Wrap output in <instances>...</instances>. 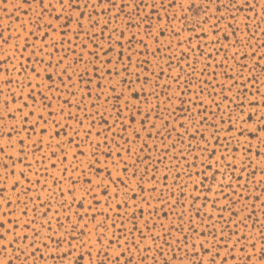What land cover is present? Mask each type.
Masks as SVG:
<instances>
[{
    "label": "rangeland",
    "instance_id": "obj_1",
    "mask_svg": "<svg viewBox=\"0 0 264 264\" xmlns=\"http://www.w3.org/2000/svg\"><path fill=\"white\" fill-rule=\"evenodd\" d=\"M47 2V0H46ZM53 4H55V0H52ZM95 2V0H93ZM136 3L140 4L142 9L141 16L137 17L135 15V8L133 7H125L124 11L119 14V19L112 20L109 28L106 29L103 34L100 33V27L103 26L105 20L109 19V16L115 14L119 11L120 4H128L133 5V0H114V3L117 5L116 8L111 10V13L104 14L103 8H98L96 11L101 13L99 16H95L94 19H98L100 24L97 28L93 29V31L97 34L96 43H99L104 50H107L109 47V43L113 45L114 50L109 52L107 56H104L103 51L100 52L101 60L105 63L108 59L112 60V64H108L107 67L112 69L114 65H117V60L119 59L116 56V52L121 51L119 45L116 44V37L119 36L120 31H123L124 35L120 39V43L124 45V61L126 62V58L129 51L128 41L135 36V39H132V43L130 46V50L134 53L132 56V60L134 62L132 68L134 70L140 71L142 75H147L151 79L156 80V77L152 76L153 73H159L160 69L163 68L165 70V75L160 76L157 81L158 84L163 85L165 83L171 84L172 87L168 90V95L179 94L180 98H174L171 104H165L164 107L168 109L167 111H161L159 115L164 117H169V129L168 131H164L162 128L163 121L156 119L157 113H152L149 120L147 121L146 126L150 131L153 132V136L151 139L147 138V133L143 130L140 131V136L144 138L143 140L137 139L135 144L131 145L134 149L139 148V146L146 142L148 147L144 152H138L139 157L143 160V163L139 164L138 175L136 177H132L129 181V188L134 189L135 192H139V188L137 187V182L140 179V175H143L144 170L147 169L149 173V177L151 175L156 176V180L148 182V178L146 177L143 186L146 189H151L153 186L157 188L156 193H152V197L150 199V204L152 207H148L147 204L142 203L139 196H137L136 200H128L127 207H121L120 209L116 208V205L120 203L121 199H127L124 196V191L121 188L119 190L120 195L117 199L111 201V208L108 209L107 215L111 216L112 219H108L105 221L107 225H112L113 220L116 222V227L113 229L112 227H108L106 231H104V236L113 241H116L118 237L122 235H128L129 230L131 229V235L129 236V247L130 251L126 250L124 247L123 239H120L118 243L113 242L110 247H108V241L105 239L104 247L107 249L109 255L112 253L123 252L125 253L120 258V264H127L128 260L131 259L132 264H140L141 256H146L147 259L144 260V264H154L153 256L157 255L156 246L153 244L152 240L145 239L143 243L140 244L141 248H144L146 245L151 247V251L149 252H137L136 248H131L132 240H140V232L135 231L133 225L140 228L144 237L156 236V234H160L164 236V240H160L157 238L156 243L161 245L162 250L166 253L165 256H160L157 264H163L165 258L169 259V264H181V260H183V264H197L198 260L203 259L204 264H208L210 256L201 252L199 249V245L201 243H205L207 245H212L213 254L216 251L220 252V256L216 258V264H223L222 258L227 256V264H247L246 259L244 258L245 254L252 251L249 247V241L241 240L240 244H237L234 249H232V245L235 243L237 236L232 235V233H237L241 237H248L251 235V242L256 244L257 250L260 249L261 244L264 243V240L260 237L261 223L264 222V158L255 156V150L257 146L264 148V144H260V141L253 139L251 137L240 136L239 132L236 131L235 135L238 139L232 138L231 134L228 133V123L227 116L225 115L224 123L219 132L221 138V144H217L216 141L212 138L211 134L214 129L209 125L212 123L219 124L220 115H224L228 108L234 110V115H238L240 113V109L236 108V103L243 101V116L246 118L249 113H254L253 121L245 124V128H250L255 126V122L257 121V116L255 113L264 112V59H261L264 56V0H248L250 4L255 5V12L249 11L247 8L244 11L239 13H234L237 16V19L233 21L231 16H229L228 12L225 10H221L219 15L225 16L227 19L221 23V31L219 33V43L214 44L213 41L217 39L216 36L213 35V32L210 30L211 23L210 20L207 24L203 23L204 15L198 12L196 7L192 5H200L204 6L206 0H135ZM145 4H148L149 7H144ZM155 5L153 9L151 5ZM163 4V7H161ZM181 5L183 7H181ZM57 11H59V6L57 5ZM211 10L208 15H212L214 12L216 5L212 4ZM6 9V10H5ZM82 11L86 13L91 12V8L84 9L81 8ZM167 10V12H165ZM39 11L38 5L33 4L32 10H29V6L23 3V0H7V3L0 2V32L3 33L5 37H10L8 44L0 47V59L5 56L11 57L8 63H4L0 66V89L3 90L4 96L8 95V86H5L4 80L10 78L12 80V85L10 86L14 90L17 88V81H23L25 84L28 83V80H25V76L29 77V80L33 84H40L41 88L36 90V102L35 106L39 112H43L44 110L41 108L40 100H41V91L45 95H48L47 86L52 85L53 87L58 86L60 88L59 95L62 99L57 102L55 99L56 93H51L53 97L51 100L52 110L56 111L59 106L63 105L64 99H71L73 101V105L75 101L83 99L84 105L87 107L88 112L94 111L91 108L92 103L95 102V96L89 99L86 96L85 89L90 87L93 92H97V85H103L106 89V94L111 97L112 93L110 89H108V81L111 80L114 84L121 79L125 74L123 73V69H120V76H107L104 75V78L97 79L94 78V74L92 71V66L88 65L89 71L85 74L84 80L78 79L76 75H73L72 82L75 85L74 87L70 85L71 91L76 93L75 97L70 96L69 91L63 85L59 83V78L55 74L60 69H52L49 68L48 72L45 73L43 68L47 66V61L49 59L52 62L56 63L55 53L49 57L46 54L42 55V59L45 61L44 64L36 65L34 63L35 58L32 61L28 60V55L30 52L37 50L42 45H48L50 42H55L57 48L60 50L61 54H64L65 49L69 48V44L67 41L71 39L73 43L71 44V48L75 50L78 54L81 50L77 48V44L79 40H86L87 38L81 34L79 40L76 39L72 29L75 27L74 21L68 25L67 35L64 34V30H57L55 32L50 31L48 29H44V31L48 32L46 37L42 36L39 29H34L33 24L30 22L36 18V13ZM27 13V14H25ZM131 13V15H130ZM256 13H259V17L249 19L254 17ZM75 13H73V17ZM185 17L187 19H185ZM18 18V19H17ZM131 19L132 24L135 25L137 21H143L139 24V27L135 26H126V21ZM215 17L213 16V20ZM49 20V16L45 15L43 20L39 23L44 24ZM57 25L61 23H66L64 17L61 18L60 21L54 22ZM232 24L234 28L238 29L236 36H232V29H226L228 39L224 40L223 36L225 34V24ZM247 24V27L245 26ZM23 25V27H21ZM151 25V31L153 36L146 35V29ZM85 27H89L87 24V20L85 19ZM113 27H117L115 35H112L111 29ZM157 27L164 30V34L160 35L157 31ZM35 30L36 34L31 35L30 33ZM174 32H178L179 35H174ZM249 34H254L253 38L244 44V47H240V44H236L233 47V44L237 40L240 39L241 43L248 40ZM111 36V41H109V37ZM155 37V38H154ZM157 38L159 43H157ZM25 39L27 40L28 45L35 44V49L29 47L27 51L23 50V46L25 43ZM65 41L63 45H61V41ZM143 40V43H138V41ZM147 45V47H145ZM222 45H226V47L221 48ZM92 45L89 44V49H91ZM156 49H160L158 55L154 56L153 53ZM219 52L217 53V50ZM239 50V55L236 60L231 59L233 54ZM16 55L13 57V53ZM23 53V56L20 53ZM255 52V56L252 53ZM203 53V55H201ZM185 54V55H182ZM247 54V55H245ZM67 59L65 60V64L72 62L74 59L73 52L68 51L66 53ZM172 56L171 64L173 67L168 69L167 66V58ZM225 56L229 57L226 63H221L224 61ZM243 57V59H241ZM89 57L87 54L84 56V60H82L79 64L75 65V68L79 72H83L85 68V61H87ZM140 61H147V64L144 65V68L135 69V65ZM239 61V63H238ZM247 65V68L241 69L239 64ZM24 64L25 69H20V65ZM179 64V67L176 65ZM192 67H189V65ZM209 65L207 68L206 74L201 75L202 69H204L205 65ZM35 66L39 71V77H33L31 75V68ZM99 66V65H97ZM63 67V66H61ZM193 68L195 71H193ZM249 69H254L252 75L256 76L261 83H257L254 86L247 83V80H250ZM73 70L70 68L69 73ZM103 71V69H102ZM225 72H227L228 76H237V74H241L246 79H237L236 81L229 80L227 76H225ZM191 75L192 81L188 83V75ZM51 75L52 79L49 80L48 76ZM179 75L181 77V84L177 85L173 83L172 77ZM95 76H99V73L95 74ZM92 78V83L90 85L85 84V80ZM133 81H135L136 77L133 75L131 77ZM65 81L67 82V78L65 77ZM204 82H207L206 84ZM188 84L187 91H184L182 85ZM221 85H223V91L221 90ZM207 88V91H204L201 94V89ZM134 90H139V85L134 83L132 85ZM152 85H146L145 91H150ZM231 88V91L228 89ZM256 88L260 89V92H256ZM215 89V91H213ZM120 90V86H117V91ZM24 93H27V88H24ZM157 92H163V89L160 87L156 88ZM245 92V95L240 96L239 100H237V94L239 92ZM199 95L200 101L203 102V106L199 107L196 104L197 96ZM4 96H0V145L4 146L9 154H11L14 158L16 157V153L18 150V144L16 143L19 138H23L25 140L26 150L25 154L27 155V162H32V169L29 170L26 174L33 181L32 185H28L27 180H22L20 187L30 186L31 192L29 196L21 195V201H27L29 211L27 216H24L20 209L23 207V204H20L17 207L16 202V194L20 192V188L16 189L14 193L10 187L7 188V191L4 193L6 197L13 201L12 209L19 217V222L22 224L23 221L36 216L35 225L30 226L28 229H21L25 235L28 236L29 241H19L18 247L23 248L25 243H29L33 241L32 228L38 229L40 236L39 239L35 240L36 247L40 248V252L44 255V259L41 260L39 258L40 253L33 259L29 257L27 260V264H68V261H59L54 260L51 255H49L50 250H54L57 248L55 243L56 239L61 236H64L65 230L70 227L68 220L65 218L66 216H71L72 222L75 223L77 217L74 213L79 210L81 214L85 212L88 208L87 200L85 201V208H79V203L71 204V211L69 212L67 208H60V192L55 184H53V177L59 176L61 174L62 165L58 159L59 153H57V157H52L51 160L43 159L45 153L50 155V149L47 147L49 141L51 142L52 148H55L57 139L61 141H66L68 137L73 135L72 128H79L75 121L66 119L67 112L71 110L78 117L83 118L86 113L72 106L71 108L65 106V119H61L59 112H57L55 119L60 120L61 125L67 122L70 125L69 128L64 129L68 133V137L63 135V132L59 138L52 135L50 137V133L53 132V126L51 124V118L47 117L45 114V118L49 119L48 125H41V127L46 128L45 132H41L40 127L37 128L35 132H21L20 137H17L14 133L12 136V140L9 141L6 136H3V133L6 129H10L13 124L20 128V117L17 116L15 120L12 119V116L7 115V110L4 108L3 100ZM228 96L229 100L225 101L222 97ZM163 100V95L161 96ZM255 100L256 107L253 108L250 106L249 101ZM183 101V103L181 102ZM218 103L220 105V109L215 107V104ZM235 101V103L233 102ZM150 102L152 104H156L157 101L155 98L150 97ZM31 101L29 104L31 105ZM100 103L103 107L100 108V111H104V108H110L111 101L109 104H103V98ZM227 105V107H225ZM143 108H147V105L142 104ZM16 105L11 103L9 100V108H15ZM207 108L208 111L205 112L204 109ZM172 109L175 110L174 118L170 116ZM182 109H191L193 114V119H198L195 116V113L199 110L203 113V115L208 116V124H205L201 127L198 123L193 124L192 120L188 119V113L183 112ZM28 111V109H25ZM217 113L215 117L211 115V113ZM128 113H125L127 116ZM109 125L113 123L114 115H107ZM35 119V117L29 118V124L24 125V127L30 128L31 120ZM142 119L141 116L136 117V123L132 124L131 121H127V123L132 125V128H139V121ZM98 121V117H97ZM88 121L85 120V126L88 125ZM156 124V129H151V124ZM180 123L185 125V128L188 129V133L183 135V143L179 142V138L177 133L183 134L185 132L184 128H180ZM176 127V132L172 133L170 138L164 140V143H161V140L164 136L168 135V132L171 131V127ZM101 125L97 122L95 128L92 129V136L90 139L92 141H98L100 138L95 135L97 131L101 130ZM106 127V126H105ZM199 127L200 132L203 133L204 137L207 139L208 143L205 145L204 141L201 140L199 135H196L195 140H190V137L195 133V129ZM132 128H129L127 132H124L123 135L128 137L131 135ZM157 129L161 130V136H156L155 132ZM115 131L119 132V126L117 125ZM31 137V140L28 137ZM225 137L230 139V143L226 145V147L221 146L225 144ZM247 137V139H246ZM43 141L44 142V151H36L35 156L39 159V163L34 161L32 152L33 146L32 141ZM78 142L83 141L81 143V149L85 152L84 157H78L79 160L83 161L81 163V170H85L86 165L92 159L89 151V146L87 141L83 136V129L80 130V137L77 138ZM117 143L123 144V141L120 140L119 135L116 136ZM176 143V148L172 149V143ZM191 142L193 148L195 149L191 155H188L187 144ZM12 144L13 147H9V144ZM245 144H249L253 148V153L249 155L244 152ZM199 145V148L208 147L209 151L207 153L201 152L199 148L196 146ZM165 146H167V150H165ZM113 149L115 145H111ZM216 149V153L214 156H211L209 160L208 157L212 151V149ZM106 149L103 145L100 147V151L97 152V158L100 161V164L97 165L98 168H102L105 164V156L101 153ZM72 152H75V145L71 148ZM183 152L187 156V160L184 159V156H181L180 153ZM162 153L164 155L162 156ZM125 159L128 160L129 165H131L132 159H136L135 156L129 158L126 154ZM200 157L199 159H194V157ZM221 156H224V160H220L215 167L209 170V174L215 173V181L211 179H207L205 177L204 169L207 163H215L219 160ZM150 157V159H149ZM116 159L115 155H113L110 159H108L109 169L113 172V175L116 174V169L112 168V162ZM4 162H8L9 164L12 161H7V157L0 155V164ZM55 163L56 167L52 168L51 164ZM76 163V161L72 160L71 153L69 154V159L66 162V165L69 167L70 173L75 179L79 176V172H72V164ZM250 165V166H248ZM43 166H46L48 169V173H45V169ZM24 166L17 162L15 170L17 174L20 169ZM39 168V173L33 175V172ZM217 168L220 169L217 172ZM234 168V170H233ZM243 169V170H241ZM133 168L129 167L128 177H131ZM4 173V169L0 167V174ZM177 173H179V177H177ZM197 173H201V175H197ZM94 175V174H90ZM164 176H167V180L163 179ZM106 174L101 173V178H105ZM39 178L40 184H35V180ZM239 178V183H237V179ZM15 177H9L7 184L10 185L12 180ZM2 182V181H0ZM223 183L224 195H221L220 192V184ZM167 184V187H165ZM45 185L51 187V191L54 192L55 198H50L49 196V188L45 187ZM231 185V187H228ZM7 187V185H6ZM70 185L67 182L66 176L64 181L59 185V188H63L65 191L64 199L71 203V197L67 195V191ZM87 187V184H78L76 196L79 198L83 193V189ZM111 187V186H110ZM180 187L184 188V196L180 197ZM211 188V191H209ZM169 189L171 192L175 193V197L168 195ZM160 192L164 193V199L169 201L170 203H158ZM239 193V196L236 194ZM133 192L129 191V195H132ZM144 196H148V192L144 193ZM259 196L260 200H257L256 197ZM36 197H40V200H36ZM194 197H199L198 200H194ZM207 197V200L205 199ZM179 198V204L176 203V199ZM90 199V198H89ZM100 205L96 209L89 210V216L85 218V220L80 221L81 225L87 224V228L84 230L86 235L80 236L79 230L75 233L79 239H83L85 241L91 242V247L93 251V264H99V260L102 257L97 258L96 249L100 248L101 245L97 243V235L99 231L94 228V224L91 221V214L93 212L97 213V222L104 217L98 215L99 212L103 211L106 207L102 194L99 195ZM44 201H48V204L51 206V211H49L48 216L51 219V231H49L47 225L41 227V223L44 220V217L41 215L43 209L39 208V205ZM136 205H139V209L136 208ZM175 206L174 209L172 206ZM230 205V207H229ZM36 206L37 211L33 212L31 209ZM140 209H143V216L140 215ZM155 209V212H153ZM199 209L201 215H196V210ZM7 206L4 205L3 201H0V211H6ZM243 210V211H240ZM133 211H136L135 220H132ZM59 212V220L62 224H64V228H58L56 220L57 217L54 215ZM153 213L149 215V213ZM233 213H238L237 215H233ZM167 214V215H165ZM181 214L183 215V219H180ZM117 216L120 219H117ZM222 217V218H221ZM9 219H15L16 217H7ZM241 218H246L245 223L248 227H245L244 224L240 223ZM6 219L3 215H0V220ZM147 221L149 227L145 228V222ZM121 224L123 228L121 229ZM154 225V227H153ZM183 229V236L181 235L180 229ZM151 229V231H150ZM3 229H0V232H3ZM113 232L116 233V236H113ZM88 233H91L90 235ZM170 233V234H169ZM223 233V241L219 246L216 245L215 241L221 239V234ZM51 235L53 237L52 240H47V236ZM188 237V248L183 249L184 245V237ZM215 237V240L213 239ZM12 240L11 235L6 234V238L4 241H0V244L7 245L8 241ZM168 241L171 243V249L168 247ZM177 241L180 242L179 250ZM42 243L48 244V249L42 247ZM75 243V242H74ZM195 244L197 247L195 251L198 253L197 256L193 257L191 254L185 258V251L191 253L193 250L191 245ZM227 245V248L224 247ZM243 246L245 249V253L242 254L240 252V247ZM65 246L61 245V250H63ZM231 249V255H228V251ZM173 250L178 252L177 258L172 259ZM27 251H31V249H27ZM85 249H79L77 251V255L85 252ZM12 251L11 246H9L8 252H0V264H7V260L11 258ZM233 256L236 259H233ZM258 256V252H257ZM71 259V258H70ZM89 257L85 254L84 259L81 264H87ZM25 256L23 252L20 254V259L14 261V264H24ZM105 264H114V261H105ZM255 264V260L253 261Z\"/></svg>",
    "mask_w": 264,
    "mask_h": 264
},
{
    "label": "snow or ice",
    "instance_id": "obj_2",
    "mask_svg": "<svg viewBox=\"0 0 264 264\" xmlns=\"http://www.w3.org/2000/svg\"><path fill=\"white\" fill-rule=\"evenodd\" d=\"M0 2L7 3V0H0ZM24 4H27L29 6V10H32L33 4L38 5L39 11L36 13V18L32 21H30L34 29H39L42 36L46 37L48 35L47 31H44V29H48L50 31H57V30H64V34L67 35L68 25L74 21L75 27L72 29L74 36L77 40H79L81 34H83L87 39L86 40H79V43L77 44V48H80V52L77 54L74 49L71 48V44L73 41L69 39L67 43L69 44V48L65 49L64 54L60 53V50L57 48L55 42H50L48 45H42L38 51L34 50L29 53L28 60L32 61L33 58H35L34 63L36 65L44 64L45 61L42 59V55L46 54L47 56L51 57L54 53L56 56V63L54 64L51 59L47 61V66L43 68V71L45 73L48 72L49 68L60 70L56 72L55 74L59 78V83L63 85L65 88L68 89L70 96L75 97L76 93L71 91L70 85L73 87L75 86L72 82L73 75H76L78 79L84 80L85 74L88 73L89 68L88 65L92 66V71L94 74V78L97 79H103L104 75L107 76H120L121 72L120 69H123L124 76L121 77L119 81H117L115 84L109 80L108 81V89H110L112 95L109 97L106 94V89L103 85L98 84L97 85V92H93V90L88 87L85 89V95L91 99L93 96H95V102L92 103L91 108L94 110L92 112H88L87 107L84 105L83 99L75 101V104L73 105V101L71 99H64L63 105L59 106L56 111L52 110V96L51 93H56L55 99L57 102H59L62 97L59 95L60 88L58 86L53 87L52 85L47 86L48 95H45L43 91H41V108L44 110L43 112H39L36 109L35 102H36V90L41 88L40 84H33L29 80V77L26 75L25 80H28V83L25 84L23 81H17V88L14 90L10 86L12 85V80L10 78L4 80L5 86H8V95L4 96V92L2 89H0V96H4L3 105L4 108L7 110L6 114L12 116V119L15 120L17 116L20 117V128L17 129L15 124L11 126L10 129H6L3 133V136H6L9 141L12 140V136L15 133L17 137H20L21 132H28L29 130L32 132H35L38 127H40L41 132H45L47 129L44 127H41V125H48L49 119L45 118V114H47L48 118H51V124L53 126V132L50 133V137L52 135L59 138L63 132V135L65 137H68V133L64 131V129H67L70 127V125L65 122L63 125H61L60 120L55 119V116L57 112H59V115L61 119H65V106L71 108L72 106L76 107L77 109H80L81 111H84L86 115L81 118L78 117L75 113H73L71 110L67 112L66 119H70L76 122L79 128H72L73 135L71 137H68L66 141H61L60 139H57L55 148H52L51 142L49 141L47 147L51 150L50 155L45 153L43 156V159L51 160L52 157H57V153H59V161L62 165L61 168V174L59 176L53 177V184H55L60 192V201L59 206L60 208H67V210L71 211V204L73 203H79V208H85V201L87 200L88 208L85 210L83 214L80 213L79 210H77L74 215L77 217V220L75 223L72 222L71 216H66L65 218L68 220V223L70 227L65 230L64 236L59 237L56 239L55 243L57 245V248L54 250L49 251V255L52 256L54 260L59 261H68V264H81V262L84 259V255L86 254L89 257V260L87 264H93V251L91 247L90 241H85L83 239H79L75 233L79 230V235L84 236L86 235L85 229L87 228V224L81 225L80 221L85 220L86 217L89 216V210L96 209L100 205V199L99 195L102 194L104 202H105V209L98 213L101 217H104V219H101L99 222H97V213L93 212L91 214V221L94 224V228L99 231V234L97 235V243L101 245L100 248L96 249L97 258L102 257V259L99 260V264H105V261H114V264H120V258L125 254L123 252L118 253H112L110 256L107 249L104 247V241L107 239L108 241V247L111 246L113 242L118 243L120 239H123L124 241V247L126 250L130 251L129 247V236L131 235L132 230H129L128 235H122L121 237H118L116 241H113L109 238H106L104 236V231L107 230L108 227H112L115 229L116 222L113 220L112 225H107L105 223L106 220L112 219L111 216L107 215V211L109 208H111V201L114 199H117L120 195L119 190L122 188L124 191V196L127 197V199H121L120 203L116 205L117 209H120L121 207H127L128 200L135 201L137 196H139L142 203L147 204L148 207H152L150 204V199L152 197V193L157 192V188L153 186L151 189H146L143 186V183L145 182L146 177L148 178V182L156 180V176L153 174L149 177L148 170L145 169L143 175H140V179L137 182V187L139 188V192H135L134 189L129 188V181L132 177H136L138 175V168L139 164L143 163V160L139 157L138 152H144L145 149L148 147L147 143H142L138 150L131 147V145L135 144V141L137 139L143 140L140 136V131L143 130L147 133V138L151 139L153 136V132L149 130V128L146 126L147 121L149 120L152 113H157L156 119L162 120V128L164 131H168L170 125H169V117H164L159 115L161 111H167L164 107V105L171 104L172 100L174 98H180V95L174 94V95H168V90L172 87L171 84L165 83L163 85H160L157 83L160 76H164L165 70L163 68L160 69L159 73H153L152 76L156 77V80L151 79L147 75H142L140 71L134 70L132 68L134 62L132 60L133 52L130 50V46L132 43V39H135V36L132 37V39H129L128 45H129V51L126 58V62L124 61V45L120 43L121 37H123L124 33L123 31H120L119 36L116 37V44L119 45L121 51L116 52V56L119 58L117 60V65H114L112 69H109L107 67L108 64H112V60L108 59L105 63L103 60H101L100 52L103 51L104 56H107L109 52H112L114 50L113 45L109 43V47L107 50H104L99 43H96L97 34L93 31V29L97 28V26L100 24V21L98 19H94L95 16H99L101 13L97 12L96 10L98 8H103L104 14L111 13V10L113 8H116L117 5L114 3V0H55V4H53L52 0H23ZM215 4L216 8L212 15H208V13L211 10V5ZM59 6V11H57V7ZM135 8V15L137 17L141 16L142 9L140 7V4L136 3L135 0H133V5L128 4H120L119 5V11L115 14H112L109 16L108 20H105L103 23V26L100 27V33L103 34V32L109 28V25L111 24L112 20L119 19V14L124 11L125 7H133ZM193 7H196L198 12L202 13L204 15L203 23L207 24L210 20L213 22L211 23L210 30L213 32V35L217 37L216 40L213 41L214 44L219 43V33L221 31V23L225 21L227 18L223 15H219L221 10H225L228 12L229 16H231V19L235 21L237 19V16L234 13H239L244 11L245 8H247L249 11L255 12V5L250 4L248 0H206L203 7L200 5H192ZM144 7H149L148 4H145ZM151 7L154 9L155 5H151ZM161 7H163V4H161ZM181 7H183L181 5ZM81 8L89 9L91 8V12L86 13L85 11H82ZM6 10V9H5ZM167 12V10H165ZM73 13H75V16L73 17ZM27 14V13H25ZM48 15L49 20L46 21L44 24L39 23L43 20L44 16ZM131 15V13H130ZM259 13H256L254 17H251L249 19L257 18L259 17ZM213 16L215 19L213 20ZM64 17L66 20V23L56 24L54 22H58L61 20V18ZM18 19V18H17ZM85 19L87 20V24L89 27H85ZM185 19H187L185 17ZM143 21H137L135 25L132 24L131 19L126 21V26H135L139 27V24ZM247 27V24L245 25ZM23 27V25H21ZM225 34L223 36L224 40L228 39L227 31L226 29H232V36L235 37L238 29L234 28L232 24H225ZM151 29V25L146 29V35L153 36ZM118 30L117 27H113L111 29L112 35H115L116 31ZM157 31L160 35L164 34V30L157 27ZM31 35H35L36 31L33 30ZM174 35H179L178 32H174ZM254 34H249L248 40L241 43L240 39L237 38L235 43L233 44V47H235L236 44H240V47H244L245 43H248L252 38ZM155 38V37H154ZM10 37H5L2 32H0V47L3 45H7ZM109 41H111V36L109 37ZM65 41H61V45H63ZM138 43H143V40L138 41ZM157 43H159L157 38ZM89 44L92 45L91 49H89ZM23 50L27 51L29 47H32L35 49V44L28 45L27 40L25 39V43L23 46ZM147 47V45H145ZM226 47V45H222L221 48ZM264 47V45H262ZM68 51L73 52L74 59L72 62H69L65 64V60L67 59L66 53ZM160 52V49H156V51L153 53L154 56L158 55ZM219 52V49L217 50V53ZM87 54L89 59L85 61V68L83 69V72H79L76 70L75 65L79 64L82 60H84V56ZM255 52L252 53L253 56H255ZM16 55V53H13V57ZM21 56H23V53H20ZM185 55V54H182ZM203 55V53H201ZM239 55V50L233 54L231 59L236 60L237 56ZM247 55V54H245ZM11 57L5 56L4 58L0 59V66H2L4 63H8L10 61ZM173 59L172 56H169L167 58V66L168 69H171L173 65L171 64V60ZM229 59V57L225 56L224 61L221 63V66H223V63H226V61ZM243 59V57H241ZM261 59H264V56L261 57ZM239 63V61H238ZM147 64V61H140L135 65V69H143L144 65ZM99 65V66H97ZM63 66V67H61ZM241 69L247 68V65L240 63L239 64ZM25 65L21 64L20 69H25ZM176 67H179V64L176 65ZM189 67H192L190 64ZM209 65H205L204 69L201 71V75L206 74L207 68ZM72 69L73 71L69 73V69ZM103 69V71H102ZM193 71L195 69L193 68ZM249 76L251 77L250 80H247V83L250 85H255L257 83H261V81L254 75H252V72L254 69H249ZM99 73V76H95V74ZM31 75L33 77H39L40 73L37 70V67L33 66L31 68ZM135 75L136 79L133 81L131 77ZM225 76L229 80L236 81L237 79H246L241 74H237V76H228L227 72H225ZM65 77L67 78V82L65 81ZM48 79L51 80V75L48 76ZM173 83L180 85L181 84V77L179 75H176L175 77H172ZM192 78L191 75H188V83H191ZM92 83V78H89L85 80L86 85H90ZM136 83L139 85V90H134L132 88V85ZM205 84L207 82H204ZM152 85V88L150 91H145L146 85ZM120 86V90L117 91V86ZM27 88V93H24V88ZM160 87L163 89V92H157L156 88ZM182 88L184 91H187L188 84L182 85ZM221 90L223 91V85H221ZM231 91V88L228 89ZM207 91V88L201 89V94ZM215 91V89H213ZM256 92L259 93L260 89L256 88ZM163 95L164 99H161V96ZM245 95V92L241 91L237 94V100H239L240 96ZM150 97H153L156 99L157 103L152 104L150 102ZM103 98V104L107 105L109 104V101H111L110 108H104V111H100V108L103 107V105L100 103L101 99ZM225 101L229 100L228 96L222 97ZM9 100H11V103L16 105L15 108H9ZM29 101H31V105L29 104ZM183 103V101H181ZM235 103V101H233ZM215 107L217 109H220V105L218 103H215ZM145 104L147 105V108H143L141 105ZM196 104L199 107L203 106V102L200 101L199 95L197 96ZM249 104L251 107H256V101L250 100ZM227 107V105H225ZM236 108L240 109V113L238 115H234V110L231 108H228V111L224 115H220L219 117V124L212 123L209 126L214 129L213 133L211 134L212 138L216 141L217 144H221V138L219 135V132L222 128V125L224 123L225 115L227 116V123L228 133L231 134L232 138L238 139L236 137L235 132L238 131L240 136H245L247 134V137H251L253 139H256L260 141V144H264V112L261 113H255L257 116V121L255 122V126H252L250 128H245L244 125L248 124L249 122L253 121V115L254 113H249L246 118L243 116V101H240L239 103H236ZM25 109H28V111H25ZM183 112L188 113V119L192 120L193 124L198 123L201 127H203L205 124H208V116L203 115L202 112L199 110L197 113H195V116L198 119H193V114L191 112V109H182ZM205 112L208 111L207 108L204 109ZM125 113H128L127 116H125ZM107 115H114L113 123L109 125L108 119L106 118ZM141 116L142 119L139 121V128H132V125L127 123V121H131L132 124L136 123V117ZM213 117L217 115V113L213 112L211 113ZM170 116L174 118L175 116V110L172 109ZM35 117V119L31 120V126L30 128L24 127V125L29 124V118ZM98 117V121H97ZM87 120L89 123L87 126H85L84 121ZM97 122L102 126L100 131H97L95 135L99 137L100 139L98 141H92L90 137L92 136V129L96 127ZM117 125L119 126V132L115 131ZM106 126V127H105ZM180 128H184L185 132L183 134L177 133V136L179 138V142L183 143V135H186L188 133V129L185 128V125L183 123H180ZM151 129H156V124H151ZM83 129V136L85 140L87 141V144L89 146V151L91 154V160L86 165L85 170H81L80 165L83 163V161L79 160L78 157H84L85 152L81 149V143L83 141L78 142L77 138L80 137V130ZM129 128H132L131 135L126 137L123 135L124 132H127ZM176 132V127L172 126L171 131L168 132L167 136H164L161 140V143H164V140H167L170 138L172 133ZM119 135L120 140L123 141V144L117 143L116 136ZM156 136H161V130L157 129L155 132ZM196 135H199L201 137V140L204 141L205 145H207L208 141L204 137L203 133L200 132V128L197 127L195 129V133L190 137V140H195ZM246 137V139H247ZM29 140H31V137H28ZM230 139L225 137V144L221 145L226 147L228 143H230ZM18 144V150L16 153V157L14 158L11 154H9L6 150V148L2 145H0V155L7 157V161H12L11 164L8 162H4L3 164H0V167L4 169V173L0 174V201H3L4 205L7 206L6 211H0V215H3L6 219L0 220V229H3V232H0V241H4L7 235L12 236V240L8 241L7 245L0 244V252H8L9 246H11L12 256L7 260V264H14V261L20 259V254L23 252V255L25 256L24 264H27V260L29 257H32L33 259L37 256L38 253H40L39 258L41 260L44 259V255L40 252V248L36 247L35 240L39 239L40 233L38 229L32 228V234H33V241L29 243H25L23 245V248L18 247L19 241H25L28 242L29 238L27 235L21 231V229H28L30 226L35 225L36 223V216L23 221L21 224L19 222V217L12 209V203L13 201L6 197L4 193L7 191V188L10 187L11 190L15 193L16 189L19 187L20 192L16 194V202L17 207L20 206V204H23V207L20 209L21 213L24 216H27L28 211L30 210L28 207L27 201H21L20 196L25 195L29 196V193L31 192L30 186L20 187L22 180H27L28 185H32L33 181L29 179L27 176V172L32 169V162H27V155L25 154L26 145L25 140L23 138H19L16 142ZM75 145V152L71 151L72 146ZM101 145L104 146L106 149L101 154L105 156V164L102 168H98L97 165L100 164L99 159L97 158V152L100 151ZM111 145H115V148L111 147ZM9 147H13V145L10 143L8 145ZM33 146V158L36 163H39V159L36 158L35 152L36 151H44V142L41 141H32ZM199 148V145L196 146ZM172 149L176 148V143L173 142L171 145ZM188 149V155H191L192 152L195 150L193 148V145L191 142L187 144ZM165 150H167V146H165ZM201 152L207 153L209 151L208 147L199 148ZM244 152L251 155L253 153V148L249 144H245L244 146ZM71 153L72 160L76 161V163L72 164V172H79V176H77L75 179L73 178L72 174L70 173L69 167L66 165V162L69 159V154ZM216 153V149L213 148L208 159H211V156H214ZM127 157L131 158L133 156L136 157V159H132L131 165H129V162L127 159H125V155ZM255 156L264 158V148H261L257 146L255 150ZM113 155H115L116 159L112 162V168L116 169V174L113 175V172L109 169L108 159H110ZM164 153H162V156ZM181 156H184V159L187 160V156L181 152ZM200 157H194V159H199ZM150 159V157H149ZM225 157L221 156L218 161L215 163H207L204 169V175L207 179H211L215 181V173L209 174V170H211L213 167L216 166V164L219 163L220 160H224ZM17 162L24 167L19 170L18 174L15 170ZM133 168L131 177H128L129 167ZM250 166V165H248ZM45 169V173H48V169L46 166H43ZM52 168L56 167L55 163L51 164ZM234 170V168H233ZM243 170V169H241ZM220 169L217 168V172H219ZM39 173V168H37L33 175H36ZM101 173H105L106 177L101 178ZM50 175V173H48ZM94 174V175H90ZM197 175H201V173H197ZM66 176L67 182L69 183L70 187L67 191V195L71 197V203L69 201H66L64 199L65 191L63 188H59V185L64 181ZM9 177H15V179L12 180L11 184L8 185L7 181ZM179 177V173H177V177ZM163 179L166 181L167 176H164ZM237 183H239V178L237 179ZM35 184H40L39 178L35 180ZM78 184H87V187L83 189V193L78 198L76 196L77 191V185ZM7 185V187H6ZM111 186V187H110ZM220 192L221 195H224L223 188L224 185L221 183L220 185ZM45 187L49 188V196L50 198H55L54 192L51 191V187L45 185ZM165 187H167V184H165ZM228 187H231V185H228ZM129 191H132L133 194L129 195ZM209 191H211V188H209ZM148 192V196L145 197L144 193ZM184 188L180 187V197L184 196ZM168 195L175 197V193L171 192V189H169ZM239 196V193L236 194ZM159 199L158 203H164L168 204L169 201L164 199V193L160 192L158 194ZM90 198V199H89ZM29 199L31 197L29 196ZM194 200H198L199 197H194ZM207 200V197H205ZM257 200H260V197H256ZM36 200H40V197H36ZM180 200L179 198L176 199V203L179 204ZM174 209V205L172 206ZM230 207V205H229ZM40 209H43L41 212V215L44 217L43 222L41 223V227H44L47 225L49 231H51V219L48 216L49 211H51V206L48 204V201H44L39 205ZM136 208L139 209V205H136ZM31 211L36 212L37 207L34 206ZM243 211V210H240ZM153 212H155V209H153ZM143 209H140V215L143 216ZM153 213H149V215H152ZM238 213H233V215H237ZM57 217L56 223L58 228H64V224H62L59 220L60 213L57 212L54 214ZM167 215V214H165ZM196 215H201L200 210H196ZM7 217H16L15 219H9ZM136 217V211H133L132 220H135ZM222 218V217H221ZM117 219H120L119 216H117ZM180 219H183V215L181 214ZM246 218H241L240 223L244 224L245 227H248V225L245 223ZM145 228H148L149 225L147 221L144 225ZM154 227V225H153ZM123 228V225L121 224V229ZM133 228L135 231L140 232V240H132L131 241V248H136L137 252H149L151 251L150 246H145L144 248L140 247V244L143 243L145 239H151L153 244L156 246V252L157 255L153 256V262L154 264H157L158 259L160 256H165L166 253L162 250L161 245L156 243L157 238L160 240H164V236L160 234H156V236L151 237H144L143 231L136 227L135 224L133 225ZM261 229L260 237L262 240H264V222L261 223ZM151 231V229H150ZM181 235L183 236V229L181 227L180 229ZM89 235L91 233H88ZM170 234V233H169ZM232 235H236L237 239L235 243L232 245V249L236 247L237 244L241 243V240H247L249 241V247L252 249L251 252L245 254L244 258L246 259L247 264H253V261L255 260V264H264V243L261 244L260 249L257 250L256 244L251 242V235L249 234L248 237H241L237 233H232ZM113 236H116V233L113 232ZM53 237L51 235L47 236V240H52ZM215 240V237H213ZM223 233L221 234V239L215 241L216 245L219 246L221 242L223 241ZM75 242V243H74ZM168 243V247L171 249V243L168 241H165ZM61 245H64L65 247L63 250H61ZM178 249L180 246V242L177 241ZM42 247L45 249H48L47 243H42ZM196 245L192 244V252L189 253L185 251V258L188 257L189 254H191L193 257L197 256L198 253L195 251ZM225 248H227V245H224ZM188 248V237H184V245L183 249ZM27 249H31V251H27ZM79 249H85L86 251L77 255V251ZM179 249V250H183ZM199 249L201 252L207 254L210 256V259L208 261V264H216V258L220 256V252L216 251L214 254L212 252V245H207L205 243H201L199 245ZM240 252L242 254L245 253V249L243 246L240 247ZM258 252V256H257ZM178 255V252L176 250H173V256L172 259H176ZM228 255H231V249L228 251ZM71 258V259H70ZM147 259L146 256H141L140 264H144V260ZM233 259H236V257L233 256ZM223 264H227V256L222 258ZM127 264H132L131 259L128 260ZM163 264H169V259L165 258L163 261ZM181 264H183V260H181ZM197 264H204L203 259L198 260Z\"/></svg>",
    "mask_w": 264,
    "mask_h": 264
}]
</instances>
